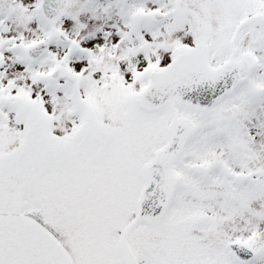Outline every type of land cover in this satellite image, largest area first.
<instances>
[{"label": "snow or ice", "instance_id": "obj_1", "mask_svg": "<svg viewBox=\"0 0 264 264\" xmlns=\"http://www.w3.org/2000/svg\"><path fill=\"white\" fill-rule=\"evenodd\" d=\"M0 264H264V0H0Z\"/></svg>", "mask_w": 264, "mask_h": 264}]
</instances>
